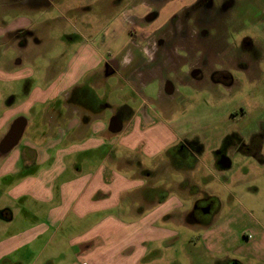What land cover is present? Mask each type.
<instances>
[{"label": "crops", "instance_id": "obj_1", "mask_svg": "<svg viewBox=\"0 0 264 264\" xmlns=\"http://www.w3.org/2000/svg\"><path fill=\"white\" fill-rule=\"evenodd\" d=\"M76 1L84 0H0V264H145L157 258L153 244L175 236L170 226L199 234L191 243L203 250L182 254L184 262L264 264V230L248 233L240 205H223L207 227L191 226L195 165L177 169L167 159L166 170L154 171L136 160L137 150L147 161L173 146L160 148L163 128L154 135L158 125L117 118L125 111L113 103L122 99L118 81L134 94L162 78L139 38L165 28L180 7L172 9L173 0L134 38L127 20L150 11L138 0L100 38L88 20L96 17H86L96 5ZM58 12L75 13L76 44L66 36L71 45L54 44ZM69 49L70 57L58 53ZM19 119L23 135L5 153L3 140ZM175 170L192 172L183 174L177 193L170 182Z\"/></svg>", "mask_w": 264, "mask_h": 264}, {"label": "rangeland", "instance_id": "obj_2", "mask_svg": "<svg viewBox=\"0 0 264 264\" xmlns=\"http://www.w3.org/2000/svg\"><path fill=\"white\" fill-rule=\"evenodd\" d=\"M139 1L147 6L153 3L152 0ZM216 1V6L220 4L223 10L220 14L217 10L208 12L210 21L202 25L205 27H200L194 18L187 21L181 16L183 10L194 5L195 1L189 6H183L182 1L178 0H174L176 4L173 0L153 3L156 5L154 16L169 5L171 8L174 4L172 9H181L165 28L139 38L146 45L148 58L152 60L153 64L148 65L155 76L161 75L165 81L168 80L172 90L169 92L166 82L163 84L159 77L148 84L146 92L138 89L134 94L125 88L123 81H118L122 87L118 95L122 99L117 98L113 103L124 108L122 121L134 116L141 118L143 124L147 121L149 126L151 123L158 125L159 128L153 131L154 135L163 128L160 148L170 143L173 145L147 161L137 150L134 157L138 162L154 171L166 170L167 159L170 161L172 155L184 146L196 160H200L198 164L193 163L196 168L193 174L196 191H206L207 196L219 200L226 210H238L236 206L240 205L244 214L241 221L249 229L248 233L254 235L258 233L257 227L264 230V164L261 163L264 161V0ZM137 4L138 0H84L76 1L74 6L96 5L95 12H86V17H96L88 20L95 22L97 27L93 29L102 38L105 28L118 18L121 10ZM110 6V13H101L100 8ZM170 12L168 9L164 13L165 18ZM74 15L65 12L54 15L56 20L52 24L58 29L54 44L60 45L59 48L67 43L64 42L67 40L65 36L74 39L75 44L79 40L77 36L80 32H77L79 28ZM127 21L133 37L139 33L141 26L145 29L153 24L152 18L150 23L138 17ZM183 28H187L185 35L181 33ZM194 32L196 36H192ZM182 37L187 38L180 39ZM58 53H66L65 56L70 57L74 50L69 49L68 53L61 50ZM197 64L203 69H198ZM193 70L203 71V77L193 74ZM116 78L118 80V76ZM243 139L248 143L256 141L263 145L258 158L246 163L235 160L232 174H211L209 165L214 154L226 142L235 140V144H238ZM182 179L183 174H170L171 188L175 193ZM168 230L175 232V236L164 243L153 244L152 255L157 258H147L145 264H189L181 259L182 254L203 250L191 243V240H198L199 235L193 228L170 226Z\"/></svg>", "mask_w": 264, "mask_h": 264}, {"label": "flooded vegetation", "instance_id": "obj_3", "mask_svg": "<svg viewBox=\"0 0 264 264\" xmlns=\"http://www.w3.org/2000/svg\"><path fill=\"white\" fill-rule=\"evenodd\" d=\"M152 2L157 4L158 2H160V0H152ZM153 3L148 6L142 4L144 7L150 9L145 18L147 20H150L156 14V12L154 11L156 5ZM194 3V5L192 4L191 7L184 9L182 14H180L183 18H186L187 21L193 20L194 18L196 20V23L200 25V27H205L202 25L210 21V18H208V12L213 13V10H217L220 14L223 10V7H220V4L216 6V0H195ZM175 17L173 19H175ZM186 29L187 28H183L181 33L185 35L184 32ZM130 35L132 36L133 33H130ZM192 36H196L195 32L192 34ZM186 38L187 37H182L180 39L186 40ZM164 66L166 67V64ZM196 67H198V69H203V67L198 64ZM192 73L196 74L199 78H202L204 75V72L201 70H193ZM166 86L167 90L171 92L172 87L168 80L166 81ZM117 118L121 121L123 117L119 115L117 116ZM231 142L232 143H230L229 141L226 142V145L214 154L211 163V167L213 169V171L210 172L211 174H232L235 160L238 163H246L250 159L253 160L258 158L263 150V145L256 141L253 143H248L243 139L240 140V143L238 144H235V140H232ZM175 153V155H172L170 161L177 169L189 168L192 167L193 163H197L195 156H193V154H191L184 146L179 148ZM261 163L264 164V161H261ZM223 164L227 165L228 169H224ZM188 172L190 171L175 170L172 172V174H187ZM196 189L195 191L193 190L191 192V196L192 198H194V202L190 212L187 215V220L192 224L191 226L207 227L220 214L223 204H221V202L216 198L207 196L206 191H196ZM230 264H240V262L234 260L231 261Z\"/></svg>", "mask_w": 264, "mask_h": 264}, {"label": "water", "instance_id": "obj_4", "mask_svg": "<svg viewBox=\"0 0 264 264\" xmlns=\"http://www.w3.org/2000/svg\"><path fill=\"white\" fill-rule=\"evenodd\" d=\"M25 120L23 119H19L17 120L13 126L11 127L9 133L7 134V136L4 138L3 143H2V151L7 153L10 150H12L20 141L24 129H25ZM118 129V124H117V120L113 119L111 124H110V131L112 132H116V130ZM224 169H228L227 165L223 164Z\"/></svg>", "mask_w": 264, "mask_h": 264}]
</instances>
